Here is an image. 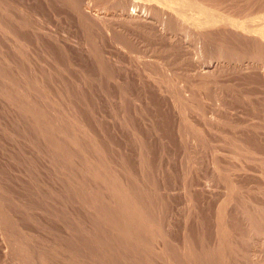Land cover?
I'll return each mask as SVG.
<instances>
[{"label": "rangeland", "instance_id": "rangeland-1", "mask_svg": "<svg viewBox=\"0 0 264 264\" xmlns=\"http://www.w3.org/2000/svg\"><path fill=\"white\" fill-rule=\"evenodd\" d=\"M222 1L199 15L263 28L264 1ZM0 5V264H264V68L194 76L156 0Z\"/></svg>", "mask_w": 264, "mask_h": 264}, {"label": "bare ground", "instance_id": "bare-ground-1", "mask_svg": "<svg viewBox=\"0 0 264 264\" xmlns=\"http://www.w3.org/2000/svg\"><path fill=\"white\" fill-rule=\"evenodd\" d=\"M128 0H126L127 2ZM215 2L217 3L218 6H221L222 7L227 3L226 1H222L221 3L219 2V0H156V4L157 6H159L160 8H167L168 11L165 9L164 11L168 13V16L164 17V11L163 13L161 12V14H163V19L161 20H156L157 18H155V20L158 22L157 24H159V26H161V32H164L166 33H173V32H177L178 34H180L182 40L188 44L189 42V39L190 38H196L194 42H191L190 45H192L191 47L194 49L195 51V59H196V64L193 66L195 68H191L193 70V74L194 76H198L199 78H203L205 76H210V75H215V74H218V72L226 69V67L232 65V63L237 66L238 68L242 69V70H248L249 72L251 71L252 73H258L261 71V69L264 68V15H263V18H262V21H260V25L263 26L262 29H256L257 26L259 25L258 21H256L257 24H252V23H247V22H242V21H231V19H228L224 16H219V14L216 12V11H212V12H209V13H206L208 14L206 17H201L199 14H202L203 13V10H200L201 7H203L204 5H207L205 4L206 2ZM250 1V0H249ZM252 1V0H251ZM250 1V2H251ZM258 1V0H256ZM264 0H260V2H263ZM7 2V1H6ZM155 2V1H154ZM224 2V4H223ZM254 2V1H253ZM84 3V2H83ZM122 3V2H121ZM131 3V2H130ZM264 3V2H263ZM261 3V5L263 4ZM8 4V3H7ZM81 4V3H80ZM87 4V3H86ZM124 4V3H123ZM209 4V3H208ZM260 4V3H259ZM4 5V4H3ZM142 5V4H141ZM227 6H230V3L226 4ZM254 4H252V7ZM261 5H259L261 7ZM264 5V4H263ZM1 6V5H0ZM85 6V5H83ZM144 6V5H143ZM146 6V5H145ZM145 6L143 8H145ZM197 7V14L194 15L193 12L194 11V7ZM217 6V7H218ZM256 6V4H255ZM9 7V5H8ZM151 7V6H150ZM156 7V6H155ZM158 7V8H159ZM84 8V7H83ZM87 8V6L85 7ZM89 8V7H88ZM101 8V7H100ZM139 8V7H138ZM147 8V7H146ZM145 8V12L146 10L148 11L147 13L145 12H141V9L139 10L140 12L136 11V10H132V12H129V10L127 11V13L125 14L126 16V19L127 20H130L131 22L133 21H141V22H149V21H153L154 17L153 15H156L155 13V10H154V14L152 15L153 11L151 12L150 10L146 9ZM159 8V9H160ZM229 7H227L228 9ZM6 9V8H5ZM118 9V8H116ZM241 9V8H240ZM255 9V8H254ZM257 6H256V10H257ZM77 10V9H76ZM86 10V9H85ZM30 11V10H29ZM54 11V10H53ZM162 11V10H160ZM226 11V10H225ZM243 11V10H242ZM248 11H251V10H248ZM253 11V10H252ZM101 12V11H100ZM229 12V11H228ZM241 12V11H240ZM256 13V11H253V13ZM258 12V10H257ZM264 12V10H263ZM1 13V12H0ZM244 13H246L244 11ZM252 13V12H250ZM254 13V14H255ZM258 13H261L260 10ZM2 14V13H1ZM204 14V13H203ZM262 14V13H261ZM264 14V13H263ZM3 15V14H2ZM88 15V14H87ZM93 15V14H92ZM104 15V14H103ZM106 15V14H105ZM124 15V14H123ZM166 15V13H165ZM235 15V14H234ZM255 15H258L257 13ZM108 16V15H107ZM157 16V15H156ZM241 16H242V13H241ZM248 16V15H247ZM250 18L251 16H253L252 14L249 15ZM260 16V15H259ZM95 19H99V20H103L100 16H97V14H95ZM109 17V16H108ZM122 17V16H121ZM238 17V16H237ZM246 17V16H245ZM87 18V17H86ZM120 18V16L118 17ZM249 18V19H250ZM256 18V17H254ZM253 18V19H254ZM92 19V18H91ZM104 19H107L105 18L104 16ZM115 19V18H114ZM192 19V21H191ZM93 20V19H92ZM99 20L97 22H99ZM108 20V19H107ZM112 20V19H111ZM154 20V21H155ZM255 20V19H254ZM82 21V20H81ZM126 21V20H125ZM95 22V20H94ZM104 22V20L102 21ZM106 22V20H105ZM109 22V20H108ZM122 22V21H121ZM129 22V21H128ZM129 22V23H131ZM7 23V22H6ZM95 24V23H94ZM97 24V23H96ZM100 24V22H99ZM102 24V23H101ZM107 25V27H110L108 26L107 23H104ZM122 24V23H121ZM126 24V23H125ZM1 25V24H0ZM66 25V24H65ZM131 25V24H130ZM144 25V24H143ZM155 25V24H154ZM40 26V25H39ZM99 26V25H97ZM116 26H120V24L116 25ZM132 26V25H131ZM134 26V25H133ZM146 26H148L146 24ZM153 26V25H152ZM151 26V28H152ZM158 26V25H157ZM115 27V26H114ZM137 27V26H136ZM250 27V29L248 28ZM98 28V27H97ZM100 28V27H99ZM159 28V27H158ZM138 29V28H137ZM157 29V28H155ZM154 29V31H155ZM145 30V29H144ZM108 31V30H107ZM232 32L230 34V32ZM94 32V31H93ZM101 32V30H100ZM116 32V31H115ZM119 32V31H118ZM228 32V33H226ZM28 33V32H27ZM51 33V32H50ZM156 33V31H155ZM160 33V32H159ZM197 35V37H193L195 34ZM225 34H227L225 36ZM97 35V33H96ZM112 35V34H111ZM162 35V34H161ZM193 35V36H192ZM154 36V35H153ZM157 36V35H156ZM174 36V35H173ZM242 36V37H241ZM71 37V36H70ZM91 37V36H90ZM103 37V36H102ZM115 37V36H114ZM166 37V36H165ZM223 38L224 40H222L224 43H221L220 40L221 38ZM235 37H240V39H235ZM34 38V37H33ZM65 38V37H64ZM92 38V37H91ZM99 38V37H97ZM169 38V37H168ZM170 38H172V35L170 34ZM175 38V37H174ZM47 39V38H46ZM142 39V38H141ZM111 40V39H110ZM159 40V39H158ZM181 40V39H180ZM226 40V42H225ZM91 41V40H90ZM143 41V40H142ZM146 41V40H145ZM13 43V42H12ZM35 43V42H34ZM48 43V42H47ZM115 43V42H114ZM144 43V42H143ZM171 43V42H170ZM14 44V43H13ZM162 44V43H161ZM176 44V43H175ZM242 45V46H245V45H248L250 46L251 50H249L248 48H246L247 46H245V49H247V51L245 52V50H243L244 52L241 53V52H237L235 51H232V49L236 46L234 45ZM53 45V44H52ZM62 45V44H61ZM141 45V44H140ZM178 45V44H177ZM189 45V46H190ZM241 46V48H242ZM9 47V46H8ZM117 47V46H116ZM240 47V46H239ZM57 48V47H56ZM77 48V47H76ZM180 48V47H179ZM177 48V49H179ZM182 48V47H181ZM190 48V47H189ZM240 49V48H239ZM244 49V48H242ZM61 50V49H60ZM71 50V49H70ZM87 50V49H86ZM115 50V49H114ZM189 50V49H188ZM238 50V49H236ZM249 50V51H248ZM27 51V50H26ZM178 51V50H177ZM184 51V49H183ZM239 51V50H238ZM192 52V51H191ZM81 53V52H80ZM137 53V52H136ZM72 54V53H71ZM111 54V53H110ZM117 54V53H116ZM155 54V53H154ZM7 55V54H6ZM60 55V54H59ZM105 55V54H104ZM109 55V54H108ZM147 55V54H146ZM157 55V54H156ZM10 56V55H9ZM49 56V55H48ZM148 56V55H147ZM164 56V55H163ZM167 56V55H166ZM184 56V55H183ZM261 56V57H259ZM87 57V56H86ZM146 57V56H145ZM150 57V56H149ZM185 57V56H184ZM148 58V57H147ZM150 59V58H149ZM151 60V59H150ZM149 60V61H150ZM160 60V59H159ZM2 61V60H1ZM132 61V60H131ZM145 61H147L145 59ZM186 61V60H185ZM110 62V61H109ZM126 62V61H125ZM176 62V61H174ZM188 62V61H187ZM191 62V61H190ZM152 63L151 65H155V62H150ZM149 63V64H150ZM158 63V62H157ZM156 63V65H157ZM163 63V62H162ZM192 63V62H191ZM147 64V63H146ZM159 64V63H158ZM166 64V63H165ZM120 65V63H119ZM161 66H158V68L162 67L164 68L163 64L160 63ZM177 65V64H175ZM93 66V65H92ZM146 66V65H145ZM156 66V67H157ZM166 66V65H165ZM16 67V66H15ZM113 67V66H112ZM127 67V66H126ZM148 67V66H147ZM152 67V66H151ZM155 67V68H156ZM192 67V66H191ZM47 68V67H46ZM104 68V67H103ZM114 68H116L114 66ZM159 68V69H160ZM180 68V67H179ZM182 68V67H181ZM110 69V68H109ZM150 69V68H149ZM239 69V71H240ZM1 70V69H0ZM125 70V69H124ZM162 70V69H161ZM180 70V69H179ZM191 70V71H192ZM234 70V69H233ZM15 71V70H14ZM123 71V70H122ZM137 71V70H136ZM160 71V70H159ZM164 71V70H163ZM169 71V70H168ZM17 72V71H16ZM118 72V71H117ZM149 72V71H148ZM156 72V71H155ZM184 72V71H183ZM231 73V71H229ZM233 72V71H232ZM241 72V71H240ZM262 72V71H261ZM91 73H92V69H91ZM131 73V72H130ZM192 73V72H191ZM248 73V72H246ZM251 73V74H252ZM24 74V73H23ZM29 74V73H28ZM93 74V73H92ZM117 74V73H116ZM162 74V73H161ZM167 74V73H166ZM264 74V73H263ZM152 75V74H151ZM155 75V74H154ZM257 75V74H255ZM261 75V73H260ZM95 76V75H94ZM159 76V75H157ZM185 76V74H184ZM193 76V77H194ZM247 76V75H246ZM258 76V75H257ZM30 77V76H29ZM53 77V76H52ZM168 77V76H167ZM173 77V76H172ZM171 77V78H172ZM180 77V76H178ZM193 77H191L192 79H194ZM197 77V78H198ZM131 78V77H130ZM146 78V76L144 77ZM151 78V77H150ZM157 78V77H156ZM209 78V77H208ZM90 79V78H89ZM152 79V78H151ZM239 79V78H238ZM249 79V78H248ZM126 80V79H125ZM134 80V79H133ZM174 80V79H173ZM187 80V79H185ZM197 80V79H196ZM200 80V79H199ZM204 80V79H202ZM217 80V79H216ZM215 80V81H216ZM225 80V79H224ZM251 80V79H250ZM58 81V80H57ZM189 81V80H188ZM262 81V80H261ZM43 82V81H42ZM151 82V81H150ZM192 82V81H190ZM189 82V83H190ZM196 82V81H195ZM202 82V81H201ZM205 82V81H204ZM206 82H208V80H206ZM210 82V81H209ZM223 82V80L221 81ZM264 82V81H263ZM48 83V82H47ZM154 83V82H153ZM167 85L166 86H162V85H158V89L161 88H165L166 91L168 92H172V85L171 83H169L168 81H166ZM174 83V82H172ZM177 83H180L177 81ZM215 83V82H214ZM152 84V82H151ZM161 84V83H160ZM133 85V84H132ZM148 85V84H147ZM176 85V84H175ZM183 86H181V90L184 94L187 95L189 91V89L184 86V84H182ZM186 85V84H185ZM198 85V84H197ZM225 85V84H224ZM12 86V85H11ZM117 86V85H115ZM151 86H154L151 85ZM150 84H149V87H151ZM216 86V85H215ZM156 87V86H155ZM154 87V88H155ZM180 87V86H179ZM222 87V86H221ZM84 88V87H83ZM129 88V87H128ZM153 88V87H151ZM150 88V89H151ZM153 88V90H154ZM191 88V87H190ZM141 89V88H140ZM149 89V88H148ZM149 89V90H150ZM160 89V90H161ZM175 89V88H174ZM178 89V88H176ZM237 89V88H236ZM69 90V89H68ZM198 90V89H197ZM196 90V91H197ZM200 90V89H199ZM211 90V89H210ZM209 90V91H210ZM195 91V92H196ZM223 91V89H222ZM226 91V90H225ZM259 91V90H258ZM26 92V91H25ZM149 92V91H148ZM147 92V93H148ZM175 92V91H174ZM173 92V93H174ZM178 94L181 93L179 90L177 91ZM227 92V91H226ZM225 92V93H226ZM15 93V92H14ZM155 93V92H154ZM223 93V92H222ZM232 93V92H231ZM158 94V93H157ZM160 94V93H159ZM175 94V93H174ZM183 94V95H184ZM195 94V93H194ZM228 94V93H227ZM226 94V95H227ZM219 95V94H218ZM225 95V96H226ZM44 96V95H43ZM188 96V95H187ZM212 96V95H211ZM215 96V95H213ZM224 96V95H223ZM235 96V95H234ZM15 97V96H14ZM228 97V96H227ZM190 98V97H189ZM202 98V97H201ZM211 98H214V97H211ZM191 99V98H190ZM222 100V96H217L215 97V100H214V107L213 109L210 110L208 116H210V122L209 123H204L205 125L208 124V125H212V127L215 125L216 121L218 120V115L220 114V111L222 108L220 101ZM27 100V99H26ZM93 100V99H92ZM189 100V99H188ZM208 101V99H207ZM223 101V100H222ZM221 101V102H222ZM31 102V101H30ZM34 102V101H33ZM163 102V101H161ZM196 102V101H195ZM194 102V103H195ZM186 103V102H185ZM192 103V104H194ZM229 103V102H228ZM26 104V103H25ZM42 104V103H41ZM221 104V105H220ZM28 105V104H27ZM36 105V104H35ZM262 105V104H261ZM178 106V105H177ZM221 106V107H220ZM180 107V105H179ZM178 107V108H179ZM189 107V106H188ZM195 107V106H194ZM200 107V106H199ZM212 107V105L210 106ZM227 107V106H226ZM232 107V105H231ZM184 108V107H183ZM175 109V108H173ZM191 109V108H190ZM198 109V107H197ZM226 109V108H225ZM224 109V110H225ZM92 110V109H91ZM176 110V109H175ZM180 110L182 111V107L180 108ZM179 110V112H180ZM204 110V109H203ZM232 110V109H231ZM248 111V110H247ZM39 112V111H38ZM188 112V111H187ZM191 112V111H190ZM207 112V111H206ZM177 113V112H176ZM182 113V112H181ZM223 113V111H222ZM242 113V112H241ZM183 114V113H182ZM230 114V113H229ZM234 114V112H233ZM259 114V113H258ZM228 116V114H226ZM238 115V114H237ZM181 116V115H180ZM179 116V117H180ZM196 116V114H195ZM206 116V115H205ZM221 116V114H220ZM226 116V118H227ZM182 117H185L182 115ZM182 117H180V119H182ZM224 117V116H223ZM233 117V115H232ZM63 118V117H62ZM200 118V117H199ZM229 118V117H228ZM179 119V120H180ZM202 119V118H201ZM206 119V118H205ZM208 119V118H207ZM220 119V117H219ZM260 119V118H259ZM264 120V119H263ZM200 121V120H199ZM224 121V120H223ZM196 122V121H195ZM203 122V121H202ZM182 124H184V122H182ZM220 125V124H219ZM193 126V125H192ZM200 126V125H199ZM256 126V125H255ZM263 126V125H262ZM189 128V127H188ZM205 128V127H204ZM219 128V126H218ZM176 130V129H175ZM214 130V129H213ZM262 130V129H261ZM259 130V132L261 131ZM212 131V130H211ZM150 132V131H149ZM214 132V131H213ZM262 132V131H261ZM192 133V132H191ZM191 133H187L188 135H190ZM241 133V132H240ZM249 133V132H248ZM184 134V133H183ZM193 134V133H192ZM191 134V135H192ZM199 136L200 135H205L207 136L206 134H204V132L202 134L198 133ZM264 134V133H263ZM187 135V136H188ZM244 135V133H243ZM238 136V134H237ZM241 136V135H240ZM248 136H251V135H248ZM196 137V136H195ZM203 137V136H202ZM192 138V137H191ZM243 138V137H242ZM86 142V141H85ZM251 147V146H250ZM56 148V147H55ZM88 151V150H87ZM84 160V159H83ZM107 185V184H106ZM116 189V188H115ZM95 190V189H94ZM99 191V190H98ZM123 193V191H122ZM93 194V193H92ZM113 195V194H112ZM126 195V194H125ZM128 193H127V197H128ZM39 196V195H38ZM110 197V196H109ZM95 199V198H94ZM104 199V198H103ZM110 199V198H109ZM130 201V200H129ZM121 202V201H120ZM105 203V202H104ZM153 205V204H152ZM19 206V205H18ZM98 206V205H97ZM116 208V206H115ZM114 209V208H113ZM132 213V212H131ZM142 213V212H141ZM264 213V212H263ZM124 215V214H123ZM262 218L264 217L261 216ZM134 218V217H133ZM142 220V219H141ZM249 220V219H248ZM247 221V220H246ZM3 222V221H2ZM248 223V222H247ZM21 224V223H20ZM123 224V223H122ZM259 225V224H258ZM264 226V225H263ZM137 227V226H136ZM247 230V229H246ZM253 231V230H252ZM263 232V231H262ZM254 233V232H252ZM259 233V232H258ZM260 234V233H259ZM131 235V234H130ZM255 235V234H254ZM264 235V234H263ZM262 236V234H261ZM102 237V236H101ZM130 237V236H129ZM134 237V236H133ZM235 237V236H234ZM257 237V236H256ZM264 237V236H263ZM255 238V237H254ZM112 239V238H111ZM131 239V238H130ZM261 239V238H259ZM125 240V239H124ZM262 240V239H261ZM99 241V240H98ZM143 241V240H142ZM260 241V240H258ZM257 241V242H258ZM131 242V241H130ZM189 242V241H188ZM124 243V242H123ZM132 243V242H131ZM134 243V242H133ZM260 243V242H259ZM125 244V243H124ZM188 244V243H187ZM89 245V244H88ZM187 246V245H186ZM44 248V247H43ZM80 248V247H79ZM100 248V247H99ZM114 249V248H113ZM64 250V249H63ZM101 250V249H100ZM106 250V249H105ZM38 252V251H37ZM36 252V253H37ZM45 252V251H44ZM78 252V251H77ZM134 252V251H133ZM186 252V251H185ZM191 252V251H190ZM39 253V252H38ZM46 253V252H45ZM124 253V252H123ZM56 254V253H55ZM189 254V253H188ZM66 255V254H65ZM193 255V254H192ZM53 256V255H52ZM133 256V255H132ZM186 256V255H185ZM37 257L39 258V255H37ZM54 257V256H53ZM188 257V256H187ZM204 257V256H203ZM229 257V256H228ZM62 258V257H61ZM124 258V257H123ZM167 258V257H166ZM193 258V257H192ZM16 259V258H15ZM105 259V258H104ZM186 257H184V261H185ZM207 259V258H206ZM227 259V258H226ZM13 260V259H12ZM54 260V259H53ZM66 260V259H65ZM115 260V259H114ZM188 260V259H187ZM199 260V259H198ZM211 260V259H210ZM18 261V260H16ZM108 261V259H107ZM191 261V260H190ZM194 261V260H193ZM188 262V261H187ZM197 262V261H196ZM37 263V262H36ZM107 262H105L106 264ZM211 263V262H210ZM225 263V262H223ZM65 264V263H64ZM102 264V263H101ZM116 264V263H115ZM168 264V263H167ZM200 264V263H198Z\"/></svg>", "mask_w": 264, "mask_h": 264}]
</instances>
